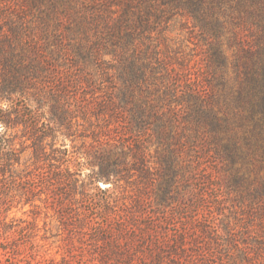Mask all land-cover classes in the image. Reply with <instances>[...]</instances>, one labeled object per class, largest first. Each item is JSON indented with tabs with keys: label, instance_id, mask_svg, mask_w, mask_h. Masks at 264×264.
I'll return each instance as SVG.
<instances>
[{
	"label": "rangeland",
	"instance_id": "1",
	"mask_svg": "<svg viewBox=\"0 0 264 264\" xmlns=\"http://www.w3.org/2000/svg\"><path fill=\"white\" fill-rule=\"evenodd\" d=\"M119 1L0 0V18L24 12L52 58L28 103L13 96L39 107L47 130L23 156L36 187L0 190V264H251L243 253L264 241V208L253 215L255 194L229 186L206 146L194 152L171 129L185 127L191 87L205 99L218 89L205 3L134 0L129 28L117 24Z\"/></svg>",
	"mask_w": 264,
	"mask_h": 264
},
{
	"label": "trees",
	"instance_id": "2",
	"mask_svg": "<svg viewBox=\"0 0 264 264\" xmlns=\"http://www.w3.org/2000/svg\"><path fill=\"white\" fill-rule=\"evenodd\" d=\"M202 1L205 3L203 14L206 18L202 23L213 37L209 55L211 63L217 68L218 89L205 99L197 88L191 87L188 103L184 106L185 127L180 131L174 124L171 129L177 141H181L182 146L193 147L194 152L197 151L196 142L206 146L205 152L222 165L229 186L237 184L255 194L260 209L252 206L254 215L264 208V0ZM117 3L121 4L117 24H129L130 28V11L136 6L134 0ZM23 13L16 18H0V103L4 104L0 105V190L5 188L9 192L17 182L23 184L26 193L36 184L28 178L30 164L23 156L31 146L29 141L37 142L34 153L40 151L47 128L39 124L44 116L39 107L18 104L13 96L19 95L27 102L26 89L36 88L51 75L49 66L52 58L30 38ZM224 14L228 20L222 19ZM229 20L235 26V29L228 28V45L235 47L232 59L222 40L227 23L231 24ZM230 63L233 64V82L227 77ZM173 95L178 97L176 93ZM42 99L39 95L37 103L41 105L44 102ZM183 101L179 98L175 100L177 104ZM43 122H47L46 118ZM160 125V135L165 138L168 124L162 122ZM166 154L175 158L176 150L166 151ZM104 172L102 170L97 174L106 175ZM261 200L263 203L260 204ZM262 214L264 209L261 213L256 212V215ZM183 241V237L177 239L172 250L176 257L184 255ZM8 248L12 247L3 246L6 252ZM262 253L264 241H254L252 247L244 249L245 258L242 259L251 264H264L260 260Z\"/></svg>",
	"mask_w": 264,
	"mask_h": 264
}]
</instances>
